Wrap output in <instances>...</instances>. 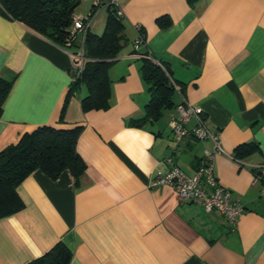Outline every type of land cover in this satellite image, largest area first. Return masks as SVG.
I'll return each instance as SVG.
<instances>
[{
  "label": "crops",
  "instance_id": "crops-1",
  "mask_svg": "<svg viewBox=\"0 0 264 264\" xmlns=\"http://www.w3.org/2000/svg\"><path fill=\"white\" fill-rule=\"evenodd\" d=\"M80 0L101 35L107 9ZM96 6L93 14L92 8ZM123 47L108 70L110 106L83 111L82 88L67 99L73 79L66 49L0 10V78L13 80L0 114V150L41 126H81L76 150L85 169L75 183L69 169L56 179L33 170L18 187L22 208L0 218V264H28L62 243L68 264H264V0H120ZM165 63L179 89L174 106L136 127L150 100L133 51ZM197 106L219 131L228 156L215 154L214 174L244 205L235 223L216 210L182 201L169 185L150 181L171 157L192 175L210 140H174L177 104ZM192 122L190 123V125ZM253 149L236 156V148ZM235 155V157H234ZM231 156V157H230Z\"/></svg>",
  "mask_w": 264,
  "mask_h": 264
},
{
  "label": "trees",
  "instance_id": "trees-1",
  "mask_svg": "<svg viewBox=\"0 0 264 264\" xmlns=\"http://www.w3.org/2000/svg\"><path fill=\"white\" fill-rule=\"evenodd\" d=\"M79 2L80 0H0V10L57 46L75 52L81 47L77 41H72L69 46L66 44L69 42ZM95 9L96 6L90 14ZM106 9L108 15L103 33L96 35L89 29L86 31L82 45L85 60L79 75L73 76L60 113V122L63 121L67 99L82 88L86 89V94L80 100L83 111L107 109L110 106L108 70L123 47L125 25L113 6L107 5ZM144 42L142 28L141 44ZM133 51L142 59L140 72L150 93L145 117L131 119L129 122L139 127L148 118L157 117L165 108L174 106L173 96L179 86L165 63L139 50ZM12 84L13 80L0 78V114ZM81 130V126L68 129L41 126L24 133L16 143L0 150V218L22 208L18 187L37 168L52 179H56L67 168L73 174L75 183H78L85 169L76 150ZM252 149L250 144L241 145L235 150L236 156ZM70 259V251L64 244L57 243L28 264H68Z\"/></svg>",
  "mask_w": 264,
  "mask_h": 264
},
{
  "label": "built area",
  "instance_id": "built-area-1",
  "mask_svg": "<svg viewBox=\"0 0 264 264\" xmlns=\"http://www.w3.org/2000/svg\"><path fill=\"white\" fill-rule=\"evenodd\" d=\"M97 3L98 6L103 7L113 6L116 9L117 16L123 17L120 0H98ZM89 27L90 17H74L69 42L66 45L69 46L72 41H77L81 47L75 52L70 49L66 50L71 58V73L75 77L81 72L85 60L82 45ZM134 30L135 37L132 40V47L138 50L141 45L142 26L136 24ZM170 128L176 142L185 137H191L199 141L210 140L212 150L204 152L201 164L192 175H188L169 157L170 168L166 173L156 175L150 181V186L169 185L176 191L182 201L199 203L207 212L216 210L226 220L235 223L243 212L244 205L238 198L232 196L231 191L220 184L214 174L215 154H223L229 157L221 146L219 131L211 129L207 125L201 110L187 102L175 106L170 119ZM253 172L254 180L264 182V166H256Z\"/></svg>",
  "mask_w": 264,
  "mask_h": 264
}]
</instances>
